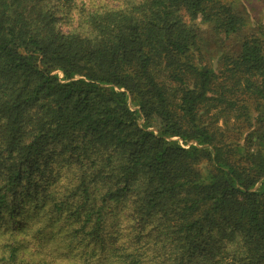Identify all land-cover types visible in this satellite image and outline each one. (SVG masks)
Wrapping results in <instances>:
<instances>
[{"label":"trees","instance_id":"16d2710c","mask_svg":"<svg viewBox=\"0 0 264 264\" xmlns=\"http://www.w3.org/2000/svg\"><path fill=\"white\" fill-rule=\"evenodd\" d=\"M104 1L0 0V264H264V31Z\"/></svg>","mask_w":264,"mask_h":264},{"label":"rangeland","instance_id":"374dc122","mask_svg":"<svg viewBox=\"0 0 264 264\" xmlns=\"http://www.w3.org/2000/svg\"><path fill=\"white\" fill-rule=\"evenodd\" d=\"M232 2L233 6L242 13L249 20V27L246 29V33H253L259 35L261 31H264V0H224ZM95 3L97 6H106L107 2L104 0H90L89 4ZM64 23V22H63ZM61 23V26H63ZM64 26L62 27V29ZM231 44V41L228 43ZM215 47L211 49L214 51ZM212 62H214L212 60ZM121 227H127L130 224V221L124 214L121 218ZM33 251L22 253V259L25 260L22 264H27L31 259L34 261V264H39L38 255L36 253L32 254ZM31 258V259H30Z\"/></svg>","mask_w":264,"mask_h":264}]
</instances>
